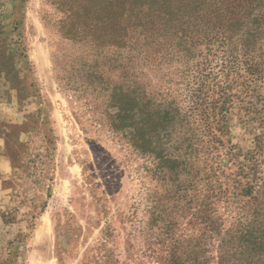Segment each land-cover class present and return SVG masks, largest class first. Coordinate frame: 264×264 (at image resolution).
Wrapping results in <instances>:
<instances>
[{
    "label": "rangeland",
    "instance_id": "obj_1",
    "mask_svg": "<svg viewBox=\"0 0 264 264\" xmlns=\"http://www.w3.org/2000/svg\"><path fill=\"white\" fill-rule=\"evenodd\" d=\"M61 1L0 0V264H160L168 243L149 224L158 215L175 222L173 237L200 238L204 264H217L222 230L264 179V82L226 76L221 53L196 38L185 39L189 59L172 41L143 39L115 19L122 0ZM191 69L214 75L199 151L186 149L199 177L162 178L157 159L112 131L106 105L132 85L181 107ZM204 173L222 197L206 236L190 222Z\"/></svg>",
    "mask_w": 264,
    "mask_h": 264
},
{
    "label": "trees",
    "instance_id": "obj_2",
    "mask_svg": "<svg viewBox=\"0 0 264 264\" xmlns=\"http://www.w3.org/2000/svg\"><path fill=\"white\" fill-rule=\"evenodd\" d=\"M68 1H61V9ZM116 6L110 1V8ZM122 18L125 26L133 24L141 29V35L149 36L143 39L151 38L161 45L174 42L176 51L187 59L191 58L192 44L185 46V39L196 38L207 52L216 47L213 50L221 53L226 76L232 71L240 76L239 71H242L250 78L264 82V0H122L115 19L121 21ZM126 34L124 31L123 37ZM213 76L211 70L191 69L190 75L184 77L188 79L185 85L191 83L194 87L188 89L189 102L181 107L174 100L154 99L144 90L137 93L132 85L114 88L106 105L112 131L125 137L140 154L157 159L162 178L166 173L172 174L168 179L177 178L176 174L184 169L192 174L189 180L195 174L199 177L197 171H192L194 165L190 161L193 158L186 149L191 154L199 151L200 126L204 127L205 115L210 108L205 92L209 91L207 82L210 83ZM182 133L187 135L180 137ZM170 138L178 145L171 152L167 151ZM184 155L188 156L184 158ZM197 179L203 195L195 200L196 221L190 219V222L203 224L201 235L206 236L207 231L218 230L217 226L213 227L215 224L209 215L213 213L214 203L222 197H214L215 186L205 173ZM189 183V187L195 188L191 181ZM244 195L248 199L242 205V215L222 230L217 264H264V179L257 190L247 187ZM149 224L160 230L156 239L161 244L168 243L160 264L205 263L208 247L200 238L173 237L176 225L167 217L158 215Z\"/></svg>",
    "mask_w": 264,
    "mask_h": 264
},
{
    "label": "crops",
    "instance_id": "obj_3",
    "mask_svg": "<svg viewBox=\"0 0 264 264\" xmlns=\"http://www.w3.org/2000/svg\"><path fill=\"white\" fill-rule=\"evenodd\" d=\"M1 138V137H0ZM5 139H4V137H3V141H4ZM4 143H5V141H4Z\"/></svg>",
    "mask_w": 264,
    "mask_h": 264
}]
</instances>
